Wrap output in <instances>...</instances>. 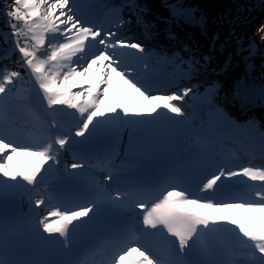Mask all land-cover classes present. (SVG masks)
Masks as SVG:
<instances>
[{
  "label": "snow or ice",
  "instance_id": "6c2138e0",
  "mask_svg": "<svg viewBox=\"0 0 264 264\" xmlns=\"http://www.w3.org/2000/svg\"><path fill=\"white\" fill-rule=\"evenodd\" d=\"M0 2L10 35L16 38L15 47L22 66L31 71L52 117L46 128L47 136L39 144L17 142L0 121V198L27 195L34 208L41 209L46 204L40 187L44 174L59 166L62 152L71 150L73 162L66 165L61 175L67 186L78 191L87 202L48 210L37 222L38 230L47 234L45 239L56 234L62 238L61 247L72 250L79 243L77 230L84 237L99 230L97 216L101 208L113 211L133 208L140 209L142 219L124 227L123 246L103 264H213L191 257L198 245L201 251H207L205 236L219 233H230L236 239L242 264H264V168L246 166L233 170L217 165L218 171L198 189L204 195H192L174 186L150 204L146 200L131 199L124 187H115L114 194L108 191L118 179L112 172L102 183L87 189L81 187L89 165L77 146L86 144L92 136L118 133L121 127L135 129L152 124L160 117V110L173 114L168 117L173 121L183 117V107L174 102L184 101L190 95L196 99L198 93L193 87H184L179 94H151L150 54L146 46L119 38L116 31H105L87 23L77 14L75 0ZM128 7L134 11L139 6L135 0H129ZM166 7L172 20L187 22L188 10L178 5ZM137 19L141 20L138 13ZM125 23L120 19L113 28ZM144 27L145 36L150 37L152 34L147 29L153 25ZM29 36L34 41L31 46L27 43ZM47 37L52 40L48 41ZM20 38L25 42L21 43ZM167 38L175 39V35L169 32ZM46 42L42 58L38 53ZM209 59L204 57L205 62ZM181 63L187 65L182 75L188 77L205 67L194 57ZM20 76L18 71L0 72V114L14 107L11 86ZM214 91L215 85L206 89L209 93ZM69 115L75 120L74 133L70 127L65 131L61 124V119ZM234 178L237 183H245L243 194L235 196L218 191L224 181ZM154 241H159L160 246H154ZM133 254L137 259H126ZM0 264L19 262L7 258L0 250Z\"/></svg>",
  "mask_w": 264,
  "mask_h": 264
},
{
  "label": "rangeland",
  "instance_id": "374dc122",
  "mask_svg": "<svg viewBox=\"0 0 264 264\" xmlns=\"http://www.w3.org/2000/svg\"><path fill=\"white\" fill-rule=\"evenodd\" d=\"M147 1L149 3L145 6L159 9L157 20L146 19L147 24H154L149 30L152 34L150 37H146L141 27L136 25L135 15L128 7L129 0H104L108 8L120 6V15L126 21L120 26L121 35L124 34V37L146 46L150 54L151 70L156 68L161 70L164 76L171 75L170 82L179 81L177 89L172 90V93L179 94L182 88L193 87L200 98L206 99L207 108L212 114L210 121L216 123L213 129L223 125V116L227 121L231 120L236 123L235 126L230 125L228 129L222 128L219 131L226 141L231 142V132L243 131L249 136L248 141L253 143L252 145L264 150V27H262L264 26V2L236 0L234 8H218L221 13L214 17L210 7H218L214 3L218 4L223 0H198L192 7L190 6L191 8L183 7L182 3L167 4L168 0ZM135 2L139 6L138 11L142 8L141 13L146 12L144 4L141 5V0H135ZM224 3L230 4V0H225ZM166 5L182 6L188 10V13L193 14L195 11L197 15L194 14V17L185 23L181 20L177 22L171 19L169 8ZM125 17H129L130 20ZM208 25L213 30L212 34ZM169 32L175 35V39L167 38ZM56 39L62 38L57 37ZM49 40L51 41L52 38L49 37ZM223 40L227 44H223ZM20 42L24 43V38H20ZM27 43L29 46L34 43L30 36ZM9 46L12 52L4 66L8 71L21 73L16 83H20L24 91L17 94L20 97H14V107L7 111L22 120L21 129L31 134L30 142L34 143L36 138L34 132L40 130L41 123L35 119V112L26 104L29 78L24 72L22 58L17 56L18 50L15 47L14 38L10 35V29L7 27L3 3L0 2V53ZM186 46L191 49L190 52L195 51L196 53L191 52L194 58L199 60L201 65H205L200 68L198 74L191 77L182 75V72L187 71V66L184 68L178 64L161 63L163 58L171 56L178 60H187L189 54L184 53ZM236 52L238 56L235 55ZM229 53L232 54V58ZM204 57H209V61L205 62ZM13 64H15L14 70H12ZM209 85H215L214 92H206ZM11 88L14 91L13 86ZM190 96L184 101L174 103L182 106L189 101ZM218 107H221L222 111ZM42 113L51 117L48 111H42ZM200 118L205 119L206 115L202 113ZM61 124L65 126V121L61 120ZM259 163L264 164L263 161ZM92 174L99 176L97 172ZM102 181L103 179L97 183Z\"/></svg>",
  "mask_w": 264,
  "mask_h": 264
},
{
  "label": "bare ground",
  "instance_id": "6f19581e",
  "mask_svg": "<svg viewBox=\"0 0 264 264\" xmlns=\"http://www.w3.org/2000/svg\"><path fill=\"white\" fill-rule=\"evenodd\" d=\"M261 2H264V0H261ZM220 7H221V9H223V7H222V5H220ZM130 19V18H129ZM140 24H142V22H140ZM15 39V44H16V38H14ZM8 48H10V46L8 47ZM8 48H6L3 52H5ZM17 56H19L20 57V54H19V52L17 51ZM6 57H9V55H6ZM0 66H1V64H0ZM14 68H15V64H13V66H12V70H14ZM1 69H2V66H1ZM28 72H29V78H30V80H29V83L31 82L32 83V81H34V77L31 75V71L28 69L27 70ZM196 75V74H195ZM229 75H231V73H229ZM235 77V76H234ZM229 78H231V76L229 77ZM23 86H24V84H23ZM13 88H14V91L12 90V94H13V97H15V96H17V97H20V96H18L17 94H19V93H22L24 90H23V87H22V89H21V85H20V83H16L14 86H13ZM153 88H156V87H152V86H150V92H151V90L153 89ZM152 94V93H151ZM153 95H155V94H153ZM215 102H217V101H215ZM218 103V102H217ZM219 105L222 107V105H221V103H219ZM217 106H218V104H217ZM221 107H218V109L220 110V111H222V109H221ZM183 110L185 111V112H187V111H189V105H184L183 106ZM41 112V111H40ZM39 112V113H40ZM208 112L210 113V115H211V110L210 109H208ZM206 115V114H205ZM228 116V115H227ZM229 117V116H228ZM205 120V123H203V125L204 126H206L207 127V133H209L210 135H216V137L219 139V137H220V134H219V131H220V126H217L218 128H216V129H213V127L214 126H211V124L210 123H208V122H210V118H209V116L208 115H206V118L204 119ZM230 121V120H229ZM32 125H34V124H32ZM224 125H225V123H224ZM68 128V127H67ZM67 128L65 129V130H67ZM122 128L123 127H121L120 128V130H119V132L118 133H115V134H113V135H111V136H94V138L95 139H101V138H104V139H108L107 141H110V140H115L114 142H116V141H118L119 143H120V145L122 144V142H123V140H122ZM248 131V130H247ZM238 132V131H237ZM38 133V130L37 131H35L34 132V135L36 136V134ZM39 136L41 137V139H42V141L46 138V136H47V133H46V128L45 127H43V129L42 130H40L39 131ZM235 137H238V138H240V139H244L245 141H246V143L248 144V145H252L249 141H248V138H249V136H247L246 135V133H244L243 131H240V132H238V135H236ZM235 140H231V142L229 141L228 142V144L231 146L232 145V143L234 142ZM235 143H236V141H235ZM104 145L105 144H103L101 147H96V149H95V151L97 150L98 152H95V151H93V152H91L89 149L87 150V154H88V159L89 160H91V161H94V160H97V161H99V162H101L102 160H105V158L106 157H104V156H106L104 153L105 152H107L108 151V149H106V150H104ZM116 149V148H115ZM115 149L114 150H112L111 152H110V154H111V156L112 155H115V153H116V151H115ZM230 152L232 153V155H233V157L237 160H242V164L244 163V165L245 166H243V167H246V166H249V164H250V162H252V160H251V158H250V156H246L245 157V152H246V146L245 145H243V146H231V148H230ZM253 152V151H252ZM257 162H261V160H259L258 158H254ZM109 159L108 158H106V162L108 161ZM105 162V163H106ZM253 167V166H252ZM239 168H242V167H239ZM238 168V169H239ZM258 168V167H257ZM59 171H62V169L60 168V170ZM53 172H54V170L52 169V170H50L48 173H45L46 174V178L45 179H43V182H42V184H41V191L42 192H44V188H45V184L47 183V182H49V181H51V180H53L52 179V176H53ZM100 175L99 176H96V175H93V174H90V173H88V174H86V181H87V183H92V184H95L97 181H99L100 180ZM96 181V182H95ZM230 182V184H232V183H236V179L234 178V180L233 181H229ZM249 182H251V181H249ZM251 183H253V182H251ZM170 189V187H167V189L166 190H169ZM165 190V191H166ZM246 191V189L245 190H240L239 192H237L236 194H233V195H235V196H239V195H241V194H243L244 192ZM19 196H20V198H19ZM27 196V195H26ZM6 198H8V201H11L14 205H17V203H19V205H18V207L16 208V209H14L18 214H19V216H24V215H26V214H29V213H32V217H30V218H26V222L28 223V225H29V227L33 230V231H39L38 230V228H37V226H34V224H33V219L34 218H36L37 219V222H38V219L39 218H41L43 215H46V214H40V213H45V205L41 208V209H39V210H36L35 208H34V206H33V204H31L30 203V201H29V199L28 200H26V201H24L23 203H22V201H21V199L24 197V195L23 194H17V195H10V196H5ZM28 197V196H27ZM21 204V205H20ZM37 216V217H36ZM36 222V223H37ZM228 235H229V237H230V239H231V243H232V248H233V253H234V255L236 256V257H238V258H242L239 254H238V252H237V249L239 248V245H238V243H237V241H236V239L230 234V233H228ZM114 252V250L112 249V245L111 244H107L106 246H105V248L102 250V252L100 253V254H98L97 256H95V257H98V260L99 261H106L108 258H110L111 257V255H112V253ZM106 257V258H105ZM105 258V259H104Z\"/></svg>",
  "mask_w": 264,
  "mask_h": 264
},
{
  "label": "trees",
  "instance_id": "16d2710c",
  "mask_svg": "<svg viewBox=\"0 0 264 264\" xmlns=\"http://www.w3.org/2000/svg\"><path fill=\"white\" fill-rule=\"evenodd\" d=\"M146 1L147 0H143V1L141 0V3H142L141 5L144 4V7L146 8V12L141 13L137 9L134 10V11H132L133 14L135 15V19L138 21V19H137V13H138L139 16L141 17V20L140 21L143 20L144 22H147L146 19L157 20L159 18V16H158L159 9L157 10L155 7H147V6H145L146 4L149 3L148 1L147 2ZM197 1L198 0H168L166 3L167 4H178V3H182V4H184L183 7H185V8H187V7L188 8H191L193 6V4L196 3ZM224 2H225V0H223V2H220L218 4L214 3V5H218V7H215V6L214 7H212V6L210 7L211 12L214 13V17H216V15H219L221 13V11L218 10V8L221 9L220 5H222V7H232V8H234V6H235L234 2H236V0H230V4H226ZM162 14H163V11H162ZM194 14H196V13L194 12ZM208 29L210 30V33L212 34L213 33V30H212V28H211L210 25H208ZM223 42H224V40H223ZM223 44H227V43L224 42ZM186 49H187V51H186ZM184 50H185L184 52L187 53V55L189 54L187 58L194 57V54H192V53H196L195 51H191L192 52L191 53L190 52L191 49L189 47H187V46L184 48ZM235 55L238 56L237 52H236ZM230 58H232V54H230ZM211 69H213V68H211ZM232 85H233V82H232Z\"/></svg>",
  "mask_w": 264,
  "mask_h": 264
},
{
  "label": "water",
  "instance_id": "95a60500",
  "mask_svg": "<svg viewBox=\"0 0 264 264\" xmlns=\"http://www.w3.org/2000/svg\"><path fill=\"white\" fill-rule=\"evenodd\" d=\"M29 104L37 110L47 109L46 102L43 100V96L36 85L35 79L32 83H29Z\"/></svg>",
  "mask_w": 264,
  "mask_h": 264
}]
</instances>
